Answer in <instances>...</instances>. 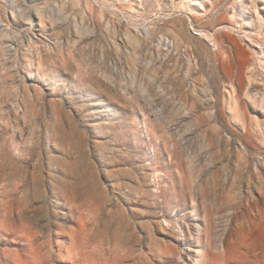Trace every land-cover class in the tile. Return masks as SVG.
I'll list each match as a JSON object with an SVG mask.
<instances>
[{"label": "rangeland", "instance_id": "374dc122", "mask_svg": "<svg viewBox=\"0 0 264 264\" xmlns=\"http://www.w3.org/2000/svg\"><path fill=\"white\" fill-rule=\"evenodd\" d=\"M0 264H264V0H0Z\"/></svg>", "mask_w": 264, "mask_h": 264}, {"label": "bare ground", "instance_id": "6f19581e", "mask_svg": "<svg viewBox=\"0 0 264 264\" xmlns=\"http://www.w3.org/2000/svg\"><path fill=\"white\" fill-rule=\"evenodd\" d=\"M174 166H175V165H173V167H174ZM188 186H189V184H188ZM99 214H100V213H99ZM96 220H97V219H96ZM97 223H98V222H97ZM87 244H88V243H87ZM121 244H122V243H121ZM99 246H100V245H99ZM90 247H92V246H90ZM90 247H89V248H90ZM93 247H94V246H93ZM113 247H114V246H113ZM90 249H91V248H90ZM125 250H127V249H125ZM100 251H101V250H100ZM115 251H116V250H115ZM115 251H114V252H115ZM119 251H120V249H119ZM131 251H132V250H130V252H131ZM116 253H117V252H116ZM108 254H111V253H108ZM118 254H119V253H118ZM111 255H112V254H111ZM125 255H126V254H124L123 257H124ZM133 255H134V254H133ZM131 256H132V255H131ZM118 257H119V256H118ZM135 257H136V256H135ZM119 258H121V257H119ZM131 258H132V257H131ZM116 259H117V258H116ZM124 259H125V258H124ZM133 259H134V257H133ZM127 260H128V259H127ZM135 260H136V259H135ZM131 261H133V260H131ZM135 262H136V261H135ZM129 263H130V262H129Z\"/></svg>", "mask_w": 264, "mask_h": 264}]
</instances>
